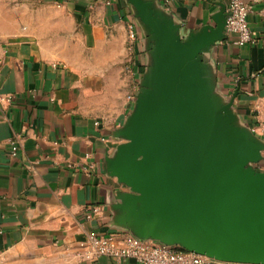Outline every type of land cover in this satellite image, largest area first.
<instances>
[{"label": "crops", "instance_id": "obj_1", "mask_svg": "<svg viewBox=\"0 0 264 264\" xmlns=\"http://www.w3.org/2000/svg\"><path fill=\"white\" fill-rule=\"evenodd\" d=\"M143 1L183 43L216 35L230 4ZM244 1L254 43L239 47L224 30L181 74L264 173V0ZM157 44L129 0H0V264H137L82 261L89 233L167 245L145 234L150 215L130 207L139 193L113 165L158 69Z\"/></svg>", "mask_w": 264, "mask_h": 264}, {"label": "water", "instance_id": "obj_2", "mask_svg": "<svg viewBox=\"0 0 264 264\" xmlns=\"http://www.w3.org/2000/svg\"><path fill=\"white\" fill-rule=\"evenodd\" d=\"M157 40L158 69L117 153L114 173L150 215L144 232L167 245L231 264H264V173L257 152L229 130L211 104L182 80V63L222 40L203 31L175 39L143 0H129ZM227 108L222 110L226 116Z\"/></svg>", "mask_w": 264, "mask_h": 264}, {"label": "built area", "instance_id": "obj_3", "mask_svg": "<svg viewBox=\"0 0 264 264\" xmlns=\"http://www.w3.org/2000/svg\"><path fill=\"white\" fill-rule=\"evenodd\" d=\"M252 7L244 0H230L228 14L225 20L227 35L234 36V44L239 47L254 43L248 17ZM264 33V10L260 12ZM135 33L132 29L130 40L134 41ZM16 148L12 149L14 153ZM96 213L97 209H92ZM90 218V216H87ZM84 251L80 255L82 261H91L100 257H107L115 261L132 260L137 264H222L207 256L184 251L178 246L153 244L127 234L89 233L80 244Z\"/></svg>", "mask_w": 264, "mask_h": 264}]
</instances>
